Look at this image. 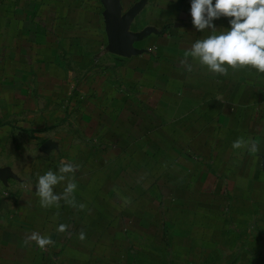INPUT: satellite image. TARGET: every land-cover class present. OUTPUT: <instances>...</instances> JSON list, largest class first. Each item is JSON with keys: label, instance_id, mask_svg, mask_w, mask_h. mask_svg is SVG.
Wrapping results in <instances>:
<instances>
[{"label": "crops", "instance_id": "0c3cea01", "mask_svg": "<svg viewBox=\"0 0 264 264\" xmlns=\"http://www.w3.org/2000/svg\"><path fill=\"white\" fill-rule=\"evenodd\" d=\"M118 1L128 56L101 0H0V264H264V73L186 60L190 0ZM61 161L77 188L42 207Z\"/></svg>", "mask_w": 264, "mask_h": 264}, {"label": "clouds", "instance_id": "9594fccd", "mask_svg": "<svg viewBox=\"0 0 264 264\" xmlns=\"http://www.w3.org/2000/svg\"><path fill=\"white\" fill-rule=\"evenodd\" d=\"M190 15L197 31L208 30L210 34L192 44L184 53L186 60L190 57L206 66L209 72L221 75H228L229 67L233 70L250 67L259 74L264 73V0H190ZM221 18H229L228 27L217 28L214 21ZM185 66L191 71L190 64ZM232 147H247L251 153L259 150L256 141L243 138L234 141ZM76 170L73 163L61 161L58 172L49 170L39 176L35 188L42 207H59L62 198L71 202L77 184L70 178ZM65 180L70 182L63 194H56L54 187ZM66 227L61 224L57 230L63 232ZM30 239L41 249L52 243L50 237L37 233ZM80 239H85L83 232Z\"/></svg>", "mask_w": 264, "mask_h": 264}, {"label": "water", "instance_id": "95a60500", "mask_svg": "<svg viewBox=\"0 0 264 264\" xmlns=\"http://www.w3.org/2000/svg\"><path fill=\"white\" fill-rule=\"evenodd\" d=\"M101 2L107 9L106 24L111 51L121 56H128L136 53L132 47V43L140 40L141 36L127 33V30L134 16L141 9L142 4L134 7L128 13L122 15V7L118 0H101ZM45 146V148L49 147V143ZM262 168L264 171V156ZM7 176V172L0 171V179L5 180Z\"/></svg>", "mask_w": 264, "mask_h": 264}]
</instances>
